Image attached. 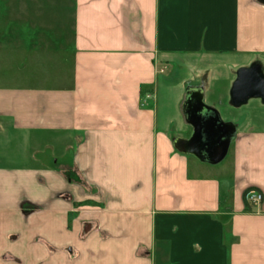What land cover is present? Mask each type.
I'll return each mask as SVG.
<instances>
[{"label": "crops", "instance_id": "obj_1", "mask_svg": "<svg viewBox=\"0 0 264 264\" xmlns=\"http://www.w3.org/2000/svg\"><path fill=\"white\" fill-rule=\"evenodd\" d=\"M222 55L264 69L258 0H0V264H264V105L209 96L237 126L210 165L146 99Z\"/></svg>", "mask_w": 264, "mask_h": 264}, {"label": "water", "instance_id": "obj_2", "mask_svg": "<svg viewBox=\"0 0 264 264\" xmlns=\"http://www.w3.org/2000/svg\"><path fill=\"white\" fill-rule=\"evenodd\" d=\"M264 5V0H258ZM258 99L264 104V69L254 62L240 68L230 90V104L235 108ZM182 113L192 134L188 139L177 138L174 145L178 151L193 155L199 161L210 165L221 163L237 135V126L225 122L220 112L205 103L203 88L188 89L182 104ZM89 227L86 228V231Z\"/></svg>", "mask_w": 264, "mask_h": 264}, {"label": "rangeland", "instance_id": "obj_3", "mask_svg": "<svg viewBox=\"0 0 264 264\" xmlns=\"http://www.w3.org/2000/svg\"><path fill=\"white\" fill-rule=\"evenodd\" d=\"M176 68L167 65L159 67L160 76L153 93V102L158 108L159 120L161 125L171 122V132L185 134L187 126L182 113V104L187 92L191 86L207 84V97L205 103L210 106L212 99L210 95L225 97L230 92L235 74L242 68L240 59L229 56L203 57L187 59L177 62ZM252 64V63H251ZM250 64V65H251ZM249 65V66H250ZM164 72H161V70ZM175 70L172 72V70ZM174 73V74H172ZM168 83L165 78L170 75ZM168 81V80H167ZM264 104L258 99H252L243 109H250ZM218 108L224 110L225 107L218 105ZM225 164L229 160H225ZM224 162V161H223ZM222 162V163H223Z\"/></svg>", "mask_w": 264, "mask_h": 264}, {"label": "built area", "instance_id": "obj_4", "mask_svg": "<svg viewBox=\"0 0 264 264\" xmlns=\"http://www.w3.org/2000/svg\"><path fill=\"white\" fill-rule=\"evenodd\" d=\"M161 72H164L162 69ZM153 94L146 95V99H152ZM243 199L246 205L250 207H259L264 201V194L260 190L249 189L245 191Z\"/></svg>", "mask_w": 264, "mask_h": 264}, {"label": "flooded vegetation", "instance_id": "obj_5", "mask_svg": "<svg viewBox=\"0 0 264 264\" xmlns=\"http://www.w3.org/2000/svg\"><path fill=\"white\" fill-rule=\"evenodd\" d=\"M191 136V135H190Z\"/></svg>", "mask_w": 264, "mask_h": 264}]
</instances>
